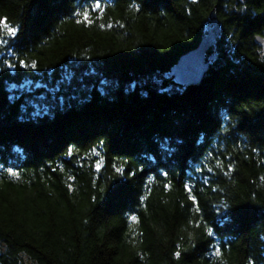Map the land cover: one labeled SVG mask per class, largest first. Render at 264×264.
<instances>
[{
    "label": "trees",
    "instance_id": "obj_1",
    "mask_svg": "<svg viewBox=\"0 0 264 264\" xmlns=\"http://www.w3.org/2000/svg\"><path fill=\"white\" fill-rule=\"evenodd\" d=\"M257 35L264 0H0V264H264Z\"/></svg>",
    "mask_w": 264,
    "mask_h": 264
},
{
    "label": "water",
    "instance_id": "obj_2",
    "mask_svg": "<svg viewBox=\"0 0 264 264\" xmlns=\"http://www.w3.org/2000/svg\"><path fill=\"white\" fill-rule=\"evenodd\" d=\"M212 24V27L207 29L206 35L201 37L197 45L182 54L170 68L171 80L183 85H194L201 81L208 67V62L205 61V53L210 49L219 32V27L214 19ZM256 40L264 47L263 37L257 35Z\"/></svg>",
    "mask_w": 264,
    "mask_h": 264
},
{
    "label": "snow or ice",
    "instance_id": "obj_3",
    "mask_svg": "<svg viewBox=\"0 0 264 264\" xmlns=\"http://www.w3.org/2000/svg\"><path fill=\"white\" fill-rule=\"evenodd\" d=\"M85 19H87V14H85ZM8 32L10 33V34H15V32H16V29L15 28H11V27H9L8 29ZM33 67H35V65H33ZM220 253H219V251H217V255H219Z\"/></svg>",
    "mask_w": 264,
    "mask_h": 264
}]
</instances>
